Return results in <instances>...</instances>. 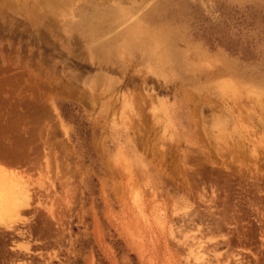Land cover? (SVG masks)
<instances>
[{"label":"rangeland","instance_id":"rangeland-1","mask_svg":"<svg viewBox=\"0 0 264 264\" xmlns=\"http://www.w3.org/2000/svg\"><path fill=\"white\" fill-rule=\"evenodd\" d=\"M52 1L0 0V264H264V0Z\"/></svg>","mask_w":264,"mask_h":264},{"label":"bare ground","instance_id":"bare-ground-1","mask_svg":"<svg viewBox=\"0 0 264 264\" xmlns=\"http://www.w3.org/2000/svg\"><path fill=\"white\" fill-rule=\"evenodd\" d=\"M51 4L53 5V3H51ZM46 7H47L48 11H50V10L54 11L55 8H53V7H55V4L53 5V7L51 5L50 6H46ZM110 11H112V10H110ZM51 13H53V12H51ZM110 15L115 19V21L118 22L117 26H121V25L127 24L130 21V16H129L130 14L127 15L126 13H121V12L119 13L118 11H113ZM115 27H116V25H115ZM94 32L95 31H93V34H94ZM116 33H119V31L116 32ZM97 36H99V35H97ZM119 37L121 39V45H120V47H118L116 49V51H114V52H116L115 56H117V57L122 55V54H124V53H126V52H129L132 47H137L138 45L141 46L142 43L144 42V41H141V40L145 39L144 37H146L147 41H149V40L152 41V39L154 38L152 36V34L150 35V33H147L146 31H144L143 25L140 24L139 22H136V23L130 24V25L128 24L124 28V31L121 33V35ZM143 50H145V49H143ZM106 53L108 54V52H106ZM171 58H172V56H171ZM166 60H167V58H166ZM169 62H171V61H169ZM125 163H127V162H125ZM131 184H130V186H131ZM134 184H135V182L133 183L132 186H134ZM135 185L137 187V184H135ZM133 188H135V186ZM137 189H138V187H137ZM136 191H138V193L141 192L140 190H136ZM139 194H141V193H139ZM30 195L31 194H30V190L28 188V184L23 180V178L18 173L7 172L3 168H0V231L1 232H12L13 233V231L16 232V230L18 228L17 226H19V224L20 225L22 224L24 226L25 223H24V219H23L22 215H23L25 209L29 208L28 206H29ZM126 195H127V193H126ZM139 196H141V195H139ZM26 211H28V210H26ZM135 218H136V216H135ZM17 235H19L20 237H23V235H21V233L19 231H18ZM129 240L130 239H128V242H130L131 246L133 247V249L137 253V255L140 257V259L142 261H146L147 263H149V261H151V260H148V258L146 257V254H145L142 246L139 245L140 243L139 244H135L136 242L135 243L132 242L131 241L132 239L130 241ZM21 247H22V245H21ZM18 249H21L20 246H19ZM24 250L28 252L29 251V247L26 246L24 248ZM20 261H22V260H20ZM146 262H144V263H146ZM19 264H31V263L25 261V262H21Z\"/></svg>","mask_w":264,"mask_h":264}]
</instances>
